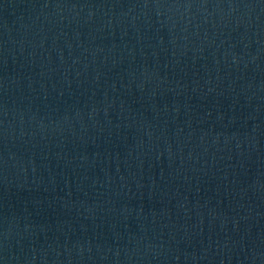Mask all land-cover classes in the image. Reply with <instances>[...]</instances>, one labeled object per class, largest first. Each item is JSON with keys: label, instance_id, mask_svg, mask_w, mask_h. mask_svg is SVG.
Returning <instances> with one entry per match:
<instances>
[{"label": "water", "instance_id": "obj_1", "mask_svg": "<svg viewBox=\"0 0 264 264\" xmlns=\"http://www.w3.org/2000/svg\"><path fill=\"white\" fill-rule=\"evenodd\" d=\"M0 264H264V0H0Z\"/></svg>", "mask_w": 264, "mask_h": 264}]
</instances>
